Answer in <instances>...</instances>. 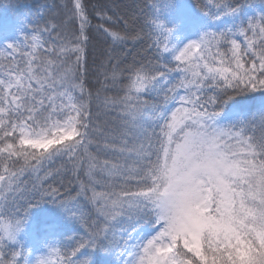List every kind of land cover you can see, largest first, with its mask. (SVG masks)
Here are the masks:
<instances>
[{
    "label": "snow or ice",
    "instance_id": "1",
    "mask_svg": "<svg viewBox=\"0 0 264 264\" xmlns=\"http://www.w3.org/2000/svg\"><path fill=\"white\" fill-rule=\"evenodd\" d=\"M208 4L207 10L195 6L203 18L228 23L202 27L179 46V23L166 19L176 0H153L145 23L159 60L127 70L115 49L143 39V30L129 31L127 20L125 31L110 29L113 17L94 9L96 31L111 41L95 90L85 77L93 27L85 0H64V31L49 21L26 33L31 21L25 17L19 40L0 47V264H29L17 237L35 207L51 204L86 225L68 207L80 196L103 226L86 229L70 251L46 245L47 255L34 264H90L76 259L85 248L120 249V264H264V14L242 18L250 5L233 0ZM70 24L75 31H67ZM44 33H55L60 43ZM109 88L117 94L108 95ZM94 102L96 115L116 112L122 125L104 145L112 159L89 151L91 133L100 131ZM257 122L259 136L250 134ZM65 157L76 197L41 182L23 218L8 214L9 203L26 191L21 177ZM121 220L128 235L117 241L109 234Z\"/></svg>",
    "mask_w": 264,
    "mask_h": 264
},
{
    "label": "trees",
    "instance_id": "2",
    "mask_svg": "<svg viewBox=\"0 0 264 264\" xmlns=\"http://www.w3.org/2000/svg\"><path fill=\"white\" fill-rule=\"evenodd\" d=\"M63 2L64 0H0V47L4 46L5 43L19 40V30L25 17L31 21L28 29H25L26 33H31L33 28H43L49 21L60 24L61 30L64 31L62 21L66 19V11L62 7ZM85 2L88 6L93 27L89 31L91 39L87 45L84 67L87 84L93 90L100 87L98 81L102 80V65L108 63L107 56L111 51V41L96 31L95 25L99 21L94 15V9L103 7L113 17L115 22L106 24L110 29L125 31L124 20H127L132 26L131 29H128L129 31L142 29L145 34L143 39L135 42L128 41L125 45L116 47L114 55L119 58L122 68L127 70L129 66L139 65L149 60H152L154 65L158 62L159 57L156 48L152 46V38L147 35L149 29L145 23L146 18L151 17L153 14L151 9L153 0H85ZM233 2L250 5L243 8L242 18L254 14H264V0H233ZM195 6L198 10H207L209 7L208 0H176V7L172 15L166 17L173 23H179V27L174 34V41L175 37H180L179 46H182L189 39L195 38L202 27L220 29L228 23L227 20L215 24L207 21L200 15ZM186 9L192 10L190 15L186 14ZM212 10L215 11V9ZM75 30L76 26L74 24L67 26L68 32ZM43 38L51 44L58 45L60 43L55 39V33L52 35L44 33ZM72 59L74 60L75 57L73 56ZM125 76H127V71H125ZM175 76V73L172 74L173 79ZM206 92L209 95L212 94L210 89H206ZM104 94L105 92L102 90L101 98ZM107 94H117V90L109 88ZM92 111L94 113V123L100 131L91 133L93 142L89 146V151L101 160L105 158L112 159L114 158L113 154L108 152L104 145L106 141L112 139L111 134L119 136L122 129L121 122L116 112L101 109L99 114L96 115L95 102ZM253 132L257 136L261 134L258 122L251 127L250 134ZM81 179H83L82 174ZM21 180L23 181L21 187L26 191L15 203L10 202L7 209L8 214L19 215L20 218L24 217L27 200L36 195L34 185L38 189L42 182L45 189L49 187L59 188L65 197H76L78 191L76 176L72 172V165L68 162L67 157L45 162L38 173H25ZM68 207L81 213L87 224L80 226L76 221H70L59 208L48 203L31 210L28 223L18 238L21 251L27 257L29 264H34L36 257L47 255L46 245L55 243L61 250L70 251L73 243L82 237L86 238V229L96 231L103 226V221L97 216L93 206L84 196L70 201ZM128 227L127 221H118L113 225L112 232L109 235H114L115 239L119 241L121 237L128 235L127 231L122 232L121 229H127ZM141 231H148V229H142ZM119 253L120 249L105 252L100 248L94 251L85 248L81 250L76 259H89L90 264H120L121 257ZM53 260H55V257H53Z\"/></svg>",
    "mask_w": 264,
    "mask_h": 264
},
{
    "label": "rangeland",
    "instance_id": "3",
    "mask_svg": "<svg viewBox=\"0 0 264 264\" xmlns=\"http://www.w3.org/2000/svg\"><path fill=\"white\" fill-rule=\"evenodd\" d=\"M18 238H19V236L17 237V240H18ZM13 247H15V246H13Z\"/></svg>",
    "mask_w": 264,
    "mask_h": 264
}]
</instances>
